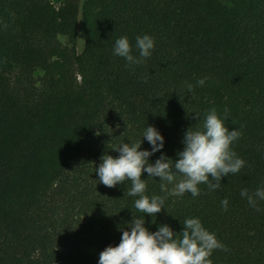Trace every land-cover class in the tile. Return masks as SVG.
<instances>
[{
    "label": "trees",
    "instance_id": "1",
    "mask_svg": "<svg viewBox=\"0 0 264 264\" xmlns=\"http://www.w3.org/2000/svg\"><path fill=\"white\" fill-rule=\"evenodd\" d=\"M145 34L155 46L143 63L114 54L126 36L138 57ZM212 108L221 118L228 110L226 126L242 133L232 148L246 162L219 189L173 196L145 172L146 194L167 197L152 217L127 195L130 181L99 182L101 158L142 140L147 126L165 139L149 161L178 159L184 133ZM260 188L264 0H0V264H98L133 217L176 233L199 218L227 249L213 251V264H264V200L253 207L241 195Z\"/></svg>",
    "mask_w": 264,
    "mask_h": 264
},
{
    "label": "clouds",
    "instance_id": "2",
    "mask_svg": "<svg viewBox=\"0 0 264 264\" xmlns=\"http://www.w3.org/2000/svg\"><path fill=\"white\" fill-rule=\"evenodd\" d=\"M155 41L150 35L136 37V49L139 56L132 53V45L128 37L116 40L114 54L123 57L130 65L141 64L152 54ZM207 77L197 81L199 86L205 84ZM188 90L193 86L189 84ZM199 119L198 115H195ZM228 119V110L224 116L212 108L205 115L203 127H189L184 133L182 141L183 151L177 153L178 159L173 160L162 154L154 163L149 158L164 148L165 139L155 126H147L140 141L124 142L115 151L117 157L104 155L98 169L99 182L113 188L126 181L131 182L127 192L129 196L138 197L135 208L149 216H155L164 208L166 196L146 194L147 182L142 179L146 172L148 177L165 182L161 184V191L169 195L183 196L190 193L193 197L201 195L200 184H206L209 191L221 187L222 177L238 173L245 161L239 158L233 150L232 144L241 132L230 130L225 121ZM144 140L151 145V150H141ZM166 185H173L172 189ZM206 194V193H205ZM241 195L247 197L248 202L256 207V198L264 200V188L249 193L246 189ZM228 199L221 201L226 211ZM257 211L259 209L257 208ZM122 236L117 246L109 245L99 254L98 264H213L210 256L214 250H227L219 241L215 233L207 230L199 218H187L183 230L176 233L169 225L159 226L155 232L145 227V219L134 218L128 230L120 229Z\"/></svg>",
    "mask_w": 264,
    "mask_h": 264
},
{
    "label": "rangeland",
    "instance_id": "3",
    "mask_svg": "<svg viewBox=\"0 0 264 264\" xmlns=\"http://www.w3.org/2000/svg\"><path fill=\"white\" fill-rule=\"evenodd\" d=\"M52 5L55 7V8H58L61 4V0H50ZM58 264H66L64 262H61V263H58Z\"/></svg>",
    "mask_w": 264,
    "mask_h": 264
}]
</instances>
